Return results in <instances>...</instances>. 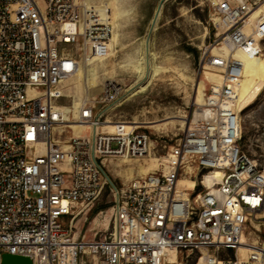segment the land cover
Here are the masks:
<instances>
[{
    "label": "built area",
    "instance_id": "obj_1",
    "mask_svg": "<svg viewBox=\"0 0 264 264\" xmlns=\"http://www.w3.org/2000/svg\"><path fill=\"white\" fill-rule=\"evenodd\" d=\"M256 6L212 2L217 32L207 66L219 81H210L156 169L114 187L105 164L145 159L150 135L104 118L121 92L112 83L101 110L88 99L65 103L84 62L109 54L112 25L90 21L83 0H0V264L7 253L33 264H82L85 255L99 264H165L179 251L199 253L201 264L264 262L258 253L243 263L239 255L264 213V169L242 150L237 109L246 75L240 54L263 56L264 14L252 19ZM182 176L194 185L179 187ZM108 184L111 231L99 240L72 234L69 218Z\"/></svg>",
    "mask_w": 264,
    "mask_h": 264
},
{
    "label": "rangeland",
    "instance_id": "obj_2",
    "mask_svg": "<svg viewBox=\"0 0 264 264\" xmlns=\"http://www.w3.org/2000/svg\"><path fill=\"white\" fill-rule=\"evenodd\" d=\"M160 1L86 0L89 17L96 21L102 18L113 21L116 40L111 41L107 57H92L82 65V71L85 64L89 71V93L81 82V76H76L67 84L70 96L65 103L88 99L96 102V110H101L104 108V91L114 81L121 92L104 118L136 122L153 141L151 154L145 159H112L105 164L106 174L117 185L156 168V157L166 153L183 135L188 118L203 105L210 81L214 79L209 73L211 68L207 66L217 32L213 24L214 0H165L151 33L149 49L155 53L154 63L163 68L162 72L150 80L144 79L142 89L127 92L141 81L139 73L130 64L141 57ZM250 1L259 7L264 6V0ZM258 80L264 84V41L263 56L252 69L247 92L252 83ZM199 85L204 91L202 105L197 103ZM244 104L246 106L241 113L242 150L264 169V85L256 96L246 97ZM194 180L182 176L179 186L192 187ZM110 187L108 184L97 201L82 206L69 218L72 234L99 240L111 231L113 195ZM259 218L256 227H248L244 245L264 246V213ZM240 253L243 263L246 259L245 247L240 249ZM199 255L189 251H179L177 256L171 253L169 262L165 264H201ZM99 263L91 255H85L82 259V264Z\"/></svg>",
    "mask_w": 264,
    "mask_h": 264
},
{
    "label": "bare ground",
    "instance_id": "obj_3",
    "mask_svg": "<svg viewBox=\"0 0 264 264\" xmlns=\"http://www.w3.org/2000/svg\"><path fill=\"white\" fill-rule=\"evenodd\" d=\"M83 3H84V8H85L86 7V0H83ZM85 11L87 12L86 8H85ZM156 12H157V10H156ZM156 12H155V14H156ZM155 14H154V16H155ZM263 14H264V6L259 7V5H258L252 11V19H256L257 17H259ZM89 18H90V21H94V22L96 21L95 19H93L91 17H89ZM153 19H154V17H153ZM100 21H104L106 23H109V24L113 25V27H114L113 21H111V20H104V18H102ZM152 22H153V20H152ZM151 25H152V23H151ZM154 27H155V25H154ZM115 40H116V34H115L114 28H113V35L109 40L110 48H111V45H110L111 41L114 42ZM149 49H150V47H149ZM149 49H147V47H146V40H145L144 50L142 51L141 57L136 62H131V64H130L131 66L135 67V69L139 73V77L141 78V81L138 82L137 84L131 86L127 90V92H129V93L134 92L138 89H142L143 88L142 81L144 79L150 80L151 77L158 75L162 72L163 68L154 63L155 53ZM240 57L244 61L245 69H246V75H245L244 80L241 83V87L238 91V99H237V109L240 113H242L244 107L246 106V104H244L245 98L250 97V96H252V97L256 96V94L262 89L264 84H263L262 80H258L257 82L254 81V83H252V85H251L249 92H247V88L249 86L248 85L249 84V78L252 75V69H254L256 67V64H257V61L259 58H257V57L247 58L242 54H240ZM94 58H97V57H94ZM103 58H105V57H103ZM103 58H97V59H103ZM207 69H210V68H207ZM209 73H211L212 77L214 78L213 80L210 79L211 81H219L218 75H216L214 72H212L210 70H209ZM80 76H81V82L84 85L86 92L89 93V87L91 86V83H90V77H89V71L87 68V64H85L83 71L80 69L79 73L77 74V77H80ZM105 87H106V85H105ZM203 98H204L203 87L201 85H199L197 103H201L203 101ZM202 103L200 105H202ZM79 104H80V101H75V106H78ZM108 122H111V120H108ZM130 122L137 124L136 122H133V121H130ZM109 126L111 127V125H109ZM74 128H75V132H78V130H79L78 126H74ZM123 160H129V159H123ZM156 167H157V163H156ZM151 172H149V173H151ZM216 172H217L216 175H221V173L219 171H216ZM179 184H180V181H179ZM244 236L242 238V242H241V245L239 247L240 260H241L240 249L244 248V247L246 249V257L249 253H258L261 257H263L264 256V246H262V245L261 246L244 245ZM241 262H242V260H241ZM218 264H223V263L220 261ZM262 264H264V262H262Z\"/></svg>",
    "mask_w": 264,
    "mask_h": 264
},
{
    "label": "water",
    "instance_id": "obj_4",
    "mask_svg": "<svg viewBox=\"0 0 264 264\" xmlns=\"http://www.w3.org/2000/svg\"><path fill=\"white\" fill-rule=\"evenodd\" d=\"M165 0H161L158 8H157V12L154 16L150 31L146 37V47L147 49H149L150 47V38H151V33L154 30V25L156 24L157 18L159 16L160 10L162 8V5L164 3ZM107 180L109 181V183L115 187L114 182L112 181V179L106 174V172H104ZM2 264H33V261L30 257L27 256H20V255H13V254H4L3 255V261Z\"/></svg>",
    "mask_w": 264,
    "mask_h": 264
},
{
    "label": "trees",
    "instance_id": "obj_5",
    "mask_svg": "<svg viewBox=\"0 0 264 264\" xmlns=\"http://www.w3.org/2000/svg\"><path fill=\"white\" fill-rule=\"evenodd\" d=\"M244 111V110H243Z\"/></svg>",
    "mask_w": 264,
    "mask_h": 264
}]
</instances>
